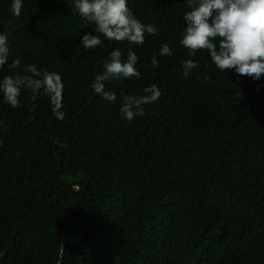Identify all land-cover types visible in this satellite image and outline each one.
<instances>
[{
    "label": "trees",
    "instance_id": "obj_1",
    "mask_svg": "<svg viewBox=\"0 0 264 264\" xmlns=\"http://www.w3.org/2000/svg\"><path fill=\"white\" fill-rule=\"evenodd\" d=\"M11 3L0 0V79L28 64L58 72L65 115L43 90L23 89L16 108L0 93V264H264V74L189 55L187 0H128L156 34L92 49L75 0H23L18 19ZM115 48L137 54L141 75L107 81L110 102L92 83ZM187 59L200 66L185 78ZM152 84L163 95L124 118L123 97Z\"/></svg>",
    "mask_w": 264,
    "mask_h": 264
},
{
    "label": "clouds",
    "instance_id": "obj_2",
    "mask_svg": "<svg viewBox=\"0 0 264 264\" xmlns=\"http://www.w3.org/2000/svg\"><path fill=\"white\" fill-rule=\"evenodd\" d=\"M190 10L183 16L186 27L182 32L180 44L195 55L205 50L211 62L220 71L234 69L241 76L260 80L264 74V0H187ZM23 0H12V14L18 19L21 16ZM75 10L85 23L95 25L97 34L87 32L82 35L81 43L85 49L95 48L103 43L101 37L115 42L143 45L146 34L155 35L156 26L141 22L128 0H75ZM10 46L7 34L0 32V69L8 63ZM161 55H172L167 43L160 47ZM139 60L131 49L127 58L119 48L111 51L104 61V70L96 74L92 83L95 93L105 100L115 102V92L106 91L109 80L139 78L141 73L136 68ZM153 67L159 66L155 55ZM200 65L197 61L187 59L182 64L185 78ZM12 69L21 67L20 59H14ZM23 89H30L32 99L43 90L52 102L54 115L64 118L62 96L64 84L58 72L40 70L35 64H28L20 71H12L0 79V93L3 101L13 108L21 105L20 96ZM144 95H126L120 111L122 116L131 121L136 116H144L143 105L156 102L162 95L157 85L152 84L144 89Z\"/></svg>",
    "mask_w": 264,
    "mask_h": 264
}]
</instances>
